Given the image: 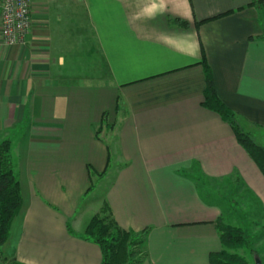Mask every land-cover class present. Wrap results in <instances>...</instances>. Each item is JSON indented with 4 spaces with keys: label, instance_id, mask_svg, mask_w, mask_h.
I'll use <instances>...</instances> for the list:
<instances>
[{
    "label": "crops",
    "instance_id": "crops-1",
    "mask_svg": "<svg viewBox=\"0 0 264 264\" xmlns=\"http://www.w3.org/2000/svg\"><path fill=\"white\" fill-rule=\"evenodd\" d=\"M77 1L96 48L70 60L56 53L52 24ZM258 1L31 0L25 43L0 36V141L14 144L22 194L2 246L7 258L102 264L100 247L82 232L104 203L121 230L145 233L146 264H210L223 250V203L240 212L234 196L252 199L246 211L264 220L263 173L230 125L202 105L203 48L218 97L264 147ZM90 69L96 74L78 75ZM93 75L101 82H72ZM104 113L119 123L107 189L95 214L82 215L93 193L89 169L101 174L109 162L95 134Z\"/></svg>",
    "mask_w": 264,
    "mask_h": 264
},
{
    "label": "trees",
    "instance_id": "trees-1",
    "mask_svg": "<svg viewBox=\"0 0 264 264\" xmlns=\"http://www.w3.org/2000/svg\"><path fill=\"white\" fill-rule=\"evenodd\" d=\"M254 4L262 6L264 0L254 2ZM83 9L85 11V18L88 21L85 6H83ZM231 13L229 12L221 16H227ZM208 21L198 22L196 23V27L199 28L201 24ZM176 23L182 27H187L188 25L182 21H176ZM93 44L95 45V43ZM202 52L203 59L201 64L206 77L203 107L216 112L230 125L240 145L246 150L264 175V147L259 145L249 133L242 130L236 114L218 97L212 70L206 61L203 48ZM117 110L119 112V102ZM115 130V125L108 123L107 114L104 113L102 123L96 128L95 134L97 139L106 144L109 162L105 171L101 174H97L94 170L89 169L91 180L90 193L98 188L96 181L99 180L100 184H102L111 170L110 159L116 142ZM14 150L15 147L12 140L6 139L0 141V264H23L17 262L15 259L7 258L2 252V246L10 236L11 224L22 208V194ZM217 229L223 250L210 255V264H249L238 254L234 253L237 249L250 245L245 229L231 226L225 223L223 219L218 221ZM70 233L73 232L70 230ZM82 236L100 247L103 257L102 264H146L145 233L140 235L121 230L117 226L107 203H104L100 212L88 221L82 232ZM140 246L144 247L145 251H142Z\"/></svg>",
    "mask_w": 264,
    "mask_h": 264
},
{
    "label": "rangeland",
    "instance_id": "rangeland-1",
    "mask_svg": "<svg viewBox=\"0 0 264 264\" xmlns=\"http://www.w3.org/2000/svg\"><path fill=\"white\" fill-rule=\"evenodd\" d=\"M84 12L85 11L80 1H77L72 4L69 3L63 4L58 17L54 20L52 24L55 31L54 32L55 35L52 41L55 46L54 49L56 50V53L62 54L66 58L68 57L70 60L72 57L76 55L78 57H81L80 53L81 54L86 53L87 49L91 51L92 47L94 46L93 43H95L96 41V36L94 32H92L89 22L85 18ZM93 70L94 69H90L88 73H86L84 70H78V75L81 76L83 74H90V73L96 74ZM94 76L95 75H93V77L91 78L93 80L90 81H72V82H79V83L101 82L100 80L102 78L94 77ZM114 125L115 128H117L119 123H116ZM239 126L242 128V130L249 133L253 137V135L250 133L249 130H247V128L244 125L240 123ZM98 184H100L99 180L96 181V185L98 186V188L95 191H93L92 195L88 198L87 201L88 203L82 204L81 206L82 212L80 214L83 215L85 214V212L86 213L88 212L90 215H92L95 214V212L97 211V207L99 205L101 207V204H99V202H101V200L103 199L104 193L107 189L106 184H108V182L104 181L102 184L100 185ZM233 195H235L234 192ZM233 200H235L236 203H238L240 212L234 213L233 210L226 204V202L223 201L224 212H225L224 219L226 223L229 225L231 224V226H238V227L240 226L244 228L247 236L249 237L248 242L250 244L249 246L237 249L236 251H234V253L238 254V256L242 257L249 264H257V259L261 261V264H264V231H263L264 220H262V215L260 214L261 217L258 218V215L255 214L254 216L256 217L254 218L253 215H250L252 213L251 211L249 212L246 211L247 210L246 206L252 203V199L250 200L248 198H241L239 196H234ZM254 203L255 202H253V204ZM85 209L87 211H84ZM253 209L257 210L256 212L258 214L260 213L258 207L255 206ZM238 217L239 220L241 219L240 221L238 220ZM254 222L255 225L256 224L257 225L256 226L254 225V227H252L251 223ZM141 248L142 251H145L144 247Z\"/></svg>",
    "mask_w": 264,
    "mask_h": 264
},
{
    "label": "built area",
    "instance_id": "built-area-1",
    "mask_svg": "<svg viewBox=\"0 0 264 264\" xmlns=\"http://www.w3.org/2000/svg\"><path fill=\"white\" fill-rule=\"evenodd\" d=\"M31 0H0V36L7 45H23L32 28Z\"/></svg>",
    "mask_w": 264,
    "mask_h": 264
},
{
    "label": "water",
    "instance_id": "water-1",
    "mask_svg": "<svg viewBox=\"0 0 264 264\" xmlns=\"http://www.w3.org/2000/svg\"><path fill=\"white\" fill-rule=\"evenodd\" d=\"M257 264H261V261L259 259H257Z\"/></svg>",
    "mask_w": 264,
    "mask_h": 264
}]
</instances>
